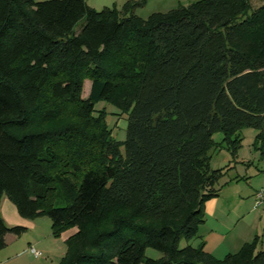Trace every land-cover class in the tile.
I'll list each match as a JSON object with an SVG mask.
<instances>
[{
	"label": "trees",
	"instance_id": "trees-1",
	"mask_svg": "<svg viewBox=\"0 0 264 264\" xmlns=\"http://www.w3.org/2000/svg\"><path fill=\"white\" fill-rule=\"evenodd\" d=\"M143 3L0 0V202L48 217L53 237L75 228L73 264H264L258 237L223 260L203 243L179 248L225 175L210 167L213 134L230 150L245 127L264 140V0H200L146 19ZM53 102L85 126L34 125ZM100 102L127 115L123 142L93 131ZM25 232L0 214V250Z\"/></svg>",
	"mask_w": 264,
	"mask_h": 264
},
{
	"label": "rangeland",
	"instance_id": "rangeland-1",
	"mask_svg": "<svg viewBox=\"0 0 264 264\" xmlns=\"http://www.w3.org/2000/svg\"><path fill=\"white\" fill-rule=\"evenodd\" d=\"M86 1L91 8L100 11L104 7L112 8L113 6L121 10L123 4L130 0ZM197 1L200 0H144V3L135 9V14L146 19L153 13H166L179 7H188ZM261 4L262 0H253L254 8ZM80 27L78 26L76 31H79ZM90 86V80L85 79L81 94L83 100L87 99ZM63 105V102L47 104L36 115V121L33 124L38 122L45 123V125L50 124L52 130L68 125L83 128L85 124L74 116L73 110H67ZM95 110L92 128H94L96 136L104 142H123L128 123L125 112L105 102L98 103ZM238 134L241 138L240 146L233 150L228 149L221 132L213 134L212 139L216 146L210 152V167L214 170L222 169L225 172V175L215 185L218 196L211 199L214 200L215 211L210 214L204 210L203 229H205L204 231L202 229L200 234L197 233V235H203V242H200L197 237L189 242L182 239L179 243L180 249L187 245L198 247L203 243L206 252L213 253L211 255L217 260H223L229 255L228 253H233L231 255L238 253L244 245V241L247 240L251 243L258 237L257 250H264V206L256 207L255 198L252 197L256 190L264 188V140L258 139L256 137L258 132L249 127L242 128ZM120 151L123 153L122 147ZM12 205L16 216L23 223L17 226L28 227V230L22 235L17 245L0 250V264H2L1 261H4L3 264H62L64 260L66 264H73L72 255H67L66 240L77 231L75 228L63 232L59 237H53L51 235V220L48 217L38 216L31 220L24 219L17 212L15 205L13 203ZM122 210H127V207L122 206L119 211ZM103 221L102 227L91 229L93 233L108 227L111 223L110 216L108 215ZM137 222L142 223L143 220H137ZM30 224H35V229ZM38 238L45 241L37 247L33 239ZM28 243L31 246L28 247ZM29 248H34L42 253L43 257L36 259L28 253L18 259H11L16 253ZM146 257L159 259L161 254L155 250L147 249Z\"/></svg>",
	"mask_w": 264,
	"mask_h": 264
},
{
	"label": "crops",
	"instance_id": "crops-1",
	"mask_svg": "<svg viewBox=\"0 0 264 264\" xmlns=\"http://www.w3.org/2000/svg\"><path fill=\"white\" fill-rule=\"evenodd\" d=\"M86 1V0H85ZM131 1V0H130ZM128 2V1H127ZM86 3H87V1H86ZM125 4V3H124ZM123 4V5H124ZM113 7H115V8H117L116 6H113ZM123 7V6H122ZM93 8V7H92ZM105 8V7H104ZM107 8H109V7H107ZM257 191V190H256ZM255 191V192H256ZM255 192L252 194V197H254V194H255ZM213 201L214 200H209L206 204H205V208H204V210L206 211V213H213L214 211H215V208H214V204H213ZM262 206H264V205H262ZM261 206V207H262ZM0 214H1V216H2V218H3V220L5 221V223H6V225H8V226H10V227H13V226H17L18 224H23V223H21V220L18 218V216H16V213H15V211H14V206L12 205V202L7 198V197H3L2 199H1V202H0ZM28 220H31V219H28ZM204 222H205V219H204ZM203 222V223H204ZM202 223V225H200L199 227H198V233L200 234L201 233V231H202V229H203V227H204V224ZM31 225V227H33L34 229H35V224H30ZM25 228V227H24ZM205 229V228H204ZM204 229H203V231H204ZM28 230V227L26 228V231ZM197 235V238H198V240H200V242H203L202 241V236L201 235ZM22 238V236L21 237H16V236H14V235H12V234H7L6 235V237H5V242H6V246H5V248H7V247H10V246H15V245H17V243H18V241H20V239ZM47 238V237H46ZM45 240H43L42 238H38V239H33V242H34V244H35V246H41L42 245V243L44 242ZM247 243H249V241H244V244H247ZM239 244V243H238ZM204 245V244H203ZM241 245V244H240ZM29 246H31L30 245V243H28V247ZM205 246V245H204ZM242 246V245H241ZM21 248V247H20ZM257 251H260V250H257ZM210 252V251H209ZM228 252H232V251H228ZM24 254H28V250L26 249V250H24V251H22V252H19V253H16L15 254V256L14 257H12L11 259L12 260H14V259H18V258H20L22 255H24ZM211 254H213V253H211ZM228 254H233V253H228ZM9 260V259H8ZM1 263L3 264L4 263V261H1Z\"/></svg>",
	"mask_w": 264,
	"mask_h": 264
},
{
	"label": "built area",
	"instance_id": "built-area-1",
	"mask_svg": "<svg viewBox=\"0 0 264 264\" xmlns=\"http://www.w3.org/2000/svg\"><path fill=\"white\" fill-rule=\"evenodd\" d=\"M254 198H255L256 207L264 205V188L257 190L254 194ZM28 253L29 255L33 256L36 259H40L43 257V254L36 251L34 248H29Z\"/></svg>",
	"mask_w": 264,
	"mask_h": 264
}]
</instances>
